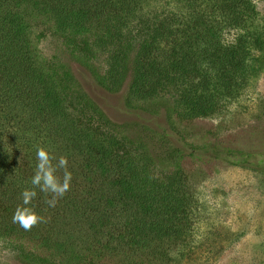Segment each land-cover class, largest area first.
<instances>
[{"label":"trees","instance_id":"obj_1","mask_svg":"<svg viewBox=\"0 0 264 264\" xmlns=\"http://www.w3.org/2000/svg\"><path fill=\"white\" fill-rule=\"evenodd\" d=\"M256 16L253 0H0V240L20 263L184 257L197 200L181 167L179 124L238 97L250 45L264 36ZM40 18L100 86L114 92L128 81L125 106L152 115L162 108L166 126L136 124L126 134L66 64L40 59L29 37ZM100 55L103 72L94 64ZM37 146L66 156L72 180L55 207L38 190L32 203L47 222L25 231L12 217L30 187ZM225 157L246 161L230 151Z\"/></svg>","mask_w":264,"mask_h":264},{"label":"rangeland","instance_id":"obj_2","mask_svg":"<svg viewBox=\"0 0 264 264\" xmlns=\"http://www.w3.org/2000/svg\"><path fill=\"white\" fill-rule=\"evenodd\" d=\"M253 3L255 24L264 26V0ZM233 35L230 31L226 38ZM29 37L40 59L66 64L82 89L126 134L136 124L166 126L162 108L152 115L125 106L128 81L114 92L100 86L74 59L51 22L35 20ZM94 64L103 72L105 57L98 56ZM179 125L185 129L181 146L186 148L181 167L197 200L196 229L188 252L170 264H264V36L250 45L248 72L238 97L210 117ZM225 151L246 161L231 162ZM23 244L39 251L31 242ZM104 263L122 264L118 258ZM0 264H22L6 240H0Z\"/></svg>","mask_w":264,"mask_h":264},{"label":"clouds","instance_id":"obj_3","mask_svg":"<svg viewBox=\"0 0 264 264\" xmlns=\"http://www.w3.org/2000/svg\"><path fill=\"white\" fill-rule=\"evenodd\" d=\"M72 172L68 170V159L61 155L59 158L45 146H37L36 165L34 174L21 194V203L14 210L12 221L17 223L25 231H30L40 223H46L47 219L37 213L33 200L38 195V190L45 196V203L49 207H55L71 186Z\"/></svg>","mask_w":264,"mask_h":264}]
</instances>
